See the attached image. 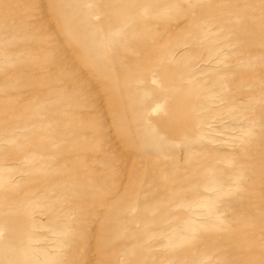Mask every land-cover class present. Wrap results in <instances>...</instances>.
Wrapping results in <instances>:
<instances>
[{
	"label": "rangeland",
	"instance_id": "rangeland-1",
	"mask_svg": "<svg viewBox=\"0 0 264 264\" xmlns=\"http://www.w3.org/2000/svg\"><path fill=\"white\" fill-rule=\"evenodd\" d=\"M0 264H264V0H0Z\"/></svg>",
	"mask_w": 264,
	"mask_h": 264
}]
</instances>
